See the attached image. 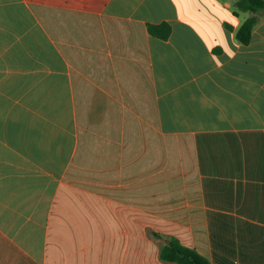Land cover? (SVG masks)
<instances>
[{"label":"crops","instance_id":"obj_1","mask_svg":"<svg viewBox=\"0 0 264 264\" xmlns=\"http://www.w3.org/2000/svg\"><path fill=\"white\" fill-rule=\"evenodd\" d=\"M234 1L0 0V264H264V14L240 44Z\"/></svg>","mask_w":264,"mask_h":264},{"label":"trees","instance_id":"obj_2","mask_svg":"<svg viewBox=\"0 0 264 264\" xmlns=\"http://www.w3.org/2000/svg\"><path fill=\"white\" fill-rule=\"evenodd\" d=\"M247 13L239 28L235 31L236 40L247 45L258 24V15L264 14V0H235L234 14L240 16ZM156 26L150 25L149 31L156 32ZM161 260L176 264H212L205 256L193 248L182 245L177 239L171 238L160 250Z\"/></svg>","mask_w":264,"mask_h":264},{"label":"rangeland","instance_id":"obj_3","mask_svg":"<svg viewBox=\"0 0 264 264\" xmlns=\"http://www.w3.org/2000/svg\"><path fill=\"white\" fill-rule=\"evenodd\" d=\"M141 228L142 227H140V229ZM144 230H145L144 232L152 233V230L151 229L146 228ZM154 232H156L158 234V236H163V234H162V227H155V231Z\"/></svg>","mask_w":264,"mask_h":264}]
</instances>
